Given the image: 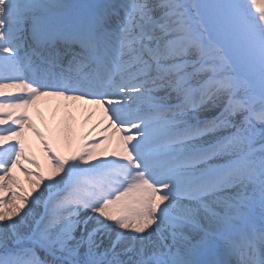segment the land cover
<instances>
[{
    "label": "snow or ice",
    "instance_id": "1",
    "mask_svg": "<svg viewBox=\"0 0 264 264\" xmlns=\"http://www.w3.org/2000/svg\"><path fill=\"white\" fill-rule=\"evenodd\" d=\"M0 264H264V0H0Z\"/></svg>",
    "mask_w": 264,
    "mask_h": 264
},
{
    "label": "bare ground",
    "instance_id": "2",
    "mask_svg": "<svg viewBox=\"0 0 264 264\" xmlns=\"http://www.w3.org/2000/svg\"><path fill=\"white\" fill-rule=\"evenodd\" d=\"M65 106L72 110V115L76 120L75 129L77 137L74 141H72V150H75V147H77L82 142L81 138L83 133L86 132L88 128H90L91 125L99 118V113H97V116H94L92 120L88 122V124L85 125L83 123L84 117L87 115V109L92 106L83 105L82 102H70L62 101L54 97H42L36 102L34 106L28 109V114L36 127L45 134V138L52 142L53 147L58 148L64 155H69L70 150L68 143L63 139H57V137L60 135L58 126L62 117L64 116ZM58 108L59 111H57ZM37 109H39L40 115H37ZM26 136L28 143L32 146V150L36 159H38L42 165H45L46 155L43 151L40 141L30 129H26ZM45 172L47 174V168L45 169ZM16 174L19 176L24 187L30 189L31 185L25 183L26 180L24 178V173L17 170Z\"/></svg>",
    "mask_w": 264,
    "mask_h": 264
},
{
    "label": "rangeland",
    "instance_id": "3",
    "mask_svg": "<svg viewBox=\"0 0 264 264\" xmlns=\"http://www.w3.org/2000/svg\"><path fill=\"white\" fill-rule=\"evenodd\" d=\"M25 183H26V184H28V182H27V181H26Z\"/></svg>",
    "mask_w": 264,
    "mask_h": 264
}]
</instances>
